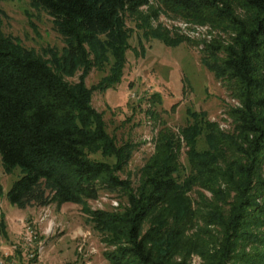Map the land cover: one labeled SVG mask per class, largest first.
I'll use <instances>...</instances> for the list:
<instances>
[{
	"label": "trees",
	"instance_id": "16d2710c",
	"mask_svg": "<svg viewBox=\"0 0 264 264\" xmlns=\"http://www.w3.org/2000/svg\"><path fill=\"white\" fill-rule=\"evenodd\" d=\"M152 1L31 0L52 17L65 42L61 52L48 51L50 59L3 31L0 6V153L8 172L16 167L23 172L8 197L25 209L52 202L84 204L102 192H122L124 210H90V221L117 245L107 254L110 263L189 264L186 258L175 260L178 252L188 246L205 254L208 249L200 237L188 235L194 217L188 193L197 183L211 190L224 183V193L233 192L234 201L226 214L211 212L225 235L206 257L210 264H235L238 240L255 238L249 228L264 221L258 202L264 197V0H157L188 20L233 32L228 41L214 37L200 43L203 64L229 83L240 105L229 111L233 132L191 112L194 121L182 131L191 147L188 175L179 163L181 142L175 143L171 133L162 134L140 185L133 188L117 173L130 156L107 132L102 113L92 104L95 87H88L85 78L98 61L111 58V76L99 88L121 81L131 47L128 22L139 19L138 27H149L151 18L159 17L156 11L147 16L143 11ZM146 31L171 46L182 41L156 29ZM80 70L78 82L66 80ZM200 135L207 149L197 148ZM98 151L118 161L92 158ZM146 220L151 224L143 233ZM245 261L242 256L240 262ZM260 262L264 253L251 264Z\"/></svg>",
	"mask_w": 264,
	"mask_h": 264
},
{
	"label": "rangeland",
	"instance_id": "374dc122",
	"mask_svg": "<svg viewBox=\"0 0 264 264\" xmlns=\"http://www.w3.org/2000/svg\"><path fill=\"white\" fill-rule=\"evenodd\" d=\"M0 6L5 12L6 34H12L45 59H50V49L62 51L65 42L54 29L52 17L33 7L31 0H0ZM236 10L243 12L239 5ZM143 11L146 16L156 11L159 17L151 18L150 26L143 28L136 25L141 24L139 19L128 22L132 28L131 47L121 81L105 90L99 88L103 79L111 76V58L98 61L85 78L88 87H95L92 104L102 113L107 132L130 156L117 173L133 188L140 185L143 168L155 155L162 134L171 133L175 143L181 142L176 150L188 175L191 147L182 131L194 121L191 112L201 113L207 122H216L223 131L233 132L235 121L229 111L240 105L229 83L216 78L202 62L201 40L216 37L228 41L233 34L229 28L188 20L157 0ZM152 29L182 41L176 46L168 45L146 33ZM81 74L82 70L66 80L78 82ZM197 148H208L203 135L198 136ZM91 157L112 164L118 161L101 151ZM22 175L20 167L8 172L0 153V264H111L107 254L117 245L90 221V210L122 211L127 205L126 196L122 192H102L99 198L84 204L52 202L45 207L21 209L10 201L8 192ZM225 188L224 183L215 190L199 183L192 187L188 195L194 217L187 232L200 237L208 252L188 246L178 252L175 260L186 258L189 264H210L206 256L223 242L225 235L211 212L220 210L226 214L234 201V193H224ZM258 202L264 207V197ZM150 224V220L145 221L143 233ZM259 224L249 228L255 238L238 240L235 252L239 262L235 264H251L264 253V221ZM242 256L246 261L241 263Z\"/></svg>",
	"mask_w": 264,
	"mask_h": 264
}]
</instances>
